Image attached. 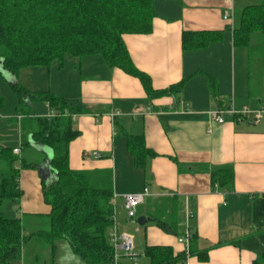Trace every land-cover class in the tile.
<instances>
[{"label": "crops", "instance_id": "1", "mask_svg": "<svg viewBox=\"0 0 264 264\" xmlns=\"http://www.w3.org/2000/svg\"><path fill=\"white\" fill-rule=\"evenodd\" d=\"M261 4L264 0H154L152 32L125 35L124 43L155 91L185 81L178 94L151 98L139 79L108 67L100 56H68L62 69L53 63L50 69L23 70L37 79L32 82L38 85L27 86L30 92L76 100L87 111L73 117L80 133L69 149L73 170H110L117 196L148 188L149 196L137 210V219L151 220L145 226L127 219L121 200L116 212L118 232L132 236L136 251L144 256L153 246L170 247L182 255L185 246L178 240L187 229L194 234L189 264H254L264 253V120L250 124L225 115V123L218 125L209 116L231 104L238 111L264 106V33L257 36L263 39L260 43L251 38L249 45L236 46L232 31L246 7ZM226 14L231 21L224 20ZM201 32H222L223 39L205 49L183 47L184 33ZM211 77L217 84L214 92ZM37 111L36 116L53 114L46 103ZM126 136L143 137L155 154L145 169L135 167ZM19 139L21 156V135ZM32 148L36 151L32 160L40 166L52 156L46 150L42 161L38 155L43 148L35 144ZM48 167L43 176L51 181L55 175ZM223 167L234 172L230 191L213 183L212 173ZM39 168L20 171L23 195L10 206L18 213L11 214L10 209L6 213L35 230L51 212L43 198ZM55 264L85 263L66 241H59Z\"/></svg>", "mask_w": 264, "mask_h": 264}, {"label": "trees", "instance_id": "2", "mask_svg": "<svg viewBox=\"0 0 264 264\" xmlns=\"http://www.w3.org/2000/svg\"><path fill=\"white\" fill-rule=\"evenodd\" d=\"M153 3L154 0H0V59L7 72L18 76L28 68L50 69L53 63L62 69L68 56H100L108 67L139 79L151 98L178 94L185 81L155 91L150 77L135 67L124 43L125 35L152 32L157 16ZM232 31L236 46H247L253 35L264 33V5L246 7ZM222 39V32L184 33L183 47L205 49ZM209 82L214 92L216 80L211 77ZM13 90L19 99L16 117L21 148L34 151L35 144L50 150L55 178L41 181L43 198L51 212L36 230L27 231L20 218H7L0 210V264H42V257L35 250L43 245L49 250L43 264H55L59 241H66L85 264L112 263L114 248L108 236L113 225L112 172L73 170L69 162L70 144L80 135L73 117L87 111L79 101L51 92H30L20 84L13 85ZM34 102L48 104L54 116H36L31 111ZM3 105L0 94V111ZM126 138L135 167L145 169L155 154L146 147L143 137ZM40 155L45 161L46 154ZM40 165L15 155L12 149L0 150V208L22 197L20 171L38 169ZM212 174L216 188L232 189V168H219ZM157 224L170 231L164 223ZM145 256L149 264H178L183 258L175 255L172 248L159 246L147 248ZM254 264H264V253L258 255Z\"/></svg>", "mask_w": 264, "mask_h": 264}, {"label": "built area", "instance_id": "3", "mask_svg": "<svg viewBox=\"0 0 264 264\" xmlns=\"http://www.w3.org/2000/svg\"><path fill=\"white\" fill-rule=\"evenodd\" d=\"M225 21H231V16L226 14L224 16ZM225 115H231L236 121H247L250 124H258L264 120V106L259 109L252 110L248 107H244L241 111L235 110L233 105L223 109L219 108L209 113L210 120L214 124L222 125L225 123ZM54 116V113L52 114ZM51 116V117H52ZM20 149H14L13 153L20 156ZM99 157L98 154H95ZM149 196L148 188H145L143 192L138 194H126L122 196L113 195L112 207H113V225L108 233L111 245L114 248V260L110 264H122L121 260L130 262V264H137L140 256L136 252L134 239L132 236L126 233H119L116 228V212L117 202L121 200V209L125 211L127 219L133 223H137V210L138 207L145 203L146 198ZM194 239V234L191 229L187 231L179 238V243L185 246L183 252V258L178 264H189L190 259V247ZM121 253L122 255H120Z\"/></svg>", "mask_w": 264, "mask_h": 264}, {"label": "rangeland", "instance_id": "4", "mask_svg": "<svg viewBox=\"0 0 264 264\" xmlns=\"http://www.w3.org/2000/svg\"><path fill=\"white\" fill-rule=\"evenodd\" d=\"M237 22V20H236ZM260 34H255L253 35L252 41L255 43H260L262 42L257 39ZM36 76L34 79L32 77L30 78V74L28 71H21L18 76H14L13 74L9 73L6 71V73H3L0 71V94L2 95L4 99V105L0 111V150L3 149H20V129H19V124L18 120L16 117V112H17V106H18V95L16 92L13 90V85L15 84H20L24 88L27 89V86L29 85H38V83H33L32 81H36ZM29 81V82H28ZM33 107H31V111L37 115L39 112V108H41L42 103L39 102H34ZM36 106V108H34ZM37 109V110H36ZM39 117H44V116H39ZM35 151L29 150V149H23V153L21 157L25 156V159H28V161H32V154H34V159L36 158L35 156ZM41 157V155H38ZM19 165V161H17V166ZM15 203L11 202L8 204H5L3 207L0 208L1 211H5V214L8 213L10 206ZM10 213H18V210L13 207L10 209ZM7 218L11 217L9 214L5 215ZM29 227V228H28ZM27 231H33L35 228H33L30 224H26ZM141 248V247H140ZM142 249V248H141ZM38 251L37 254H40L42 257V264L43 262H46L49 256V250L46 245L43 246H38L36 247V250ZM137 254L140 256L139 261L137 264H148L147 258L144 256V253L141 250L136 251ZM49 264V262H47Z\"/></svg>", "mask_w": 264, "mask_h": 264}, {"label": "water", "instance_id": "5", "mask_svg": "<svg viewBox=\"0 0 264 264\" xmlns=\"http://www.w3.org/2000/svg\"><path fill=\"white\" fill-rule=\"evenodd\" d=\"M0 71L3 72V73H6V70H5L4 66H3V60L2 59H0ZM42 148L43 149L41 151L43 153L47 154L46 150H48V149H45L44 147H42ZM51 159H52V156L49 157V155H48V158L46 160V163L43 166H40V168H39V172H40V175H41V179L42 180H47V178H45L43 176V169L46 167V165L49 166L48 167L49 168L48 170L52 171V168H51ZM148 221H151V220H148L146 217H139L137 219L138 225L141 226V227L145 226Z\"/></svg>", "mask_w": 264, "mask_h": 264}]
</instances>
